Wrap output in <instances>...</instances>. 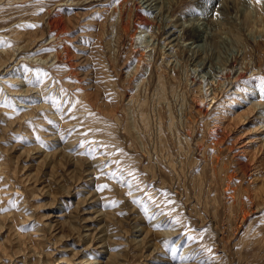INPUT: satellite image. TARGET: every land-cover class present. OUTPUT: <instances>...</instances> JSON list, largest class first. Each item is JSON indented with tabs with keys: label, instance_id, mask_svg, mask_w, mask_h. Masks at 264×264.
<instances>
[{
	"label": "rangeland",
	"instance_id": "374dc122",
	"mask_svg": "<svg viewBox=\"0 0 264 264\" xmlns=\"http://www.w3.org/2000/svg\"><path fill=\"white\" fill-rule=\"evenodd\" d=\"M263 186L264 0H0V264H264Z\"/></svg>",
	"mask_w": 264,
	"mask_h": 264
},
{
	"label": "bare ground",
	"instance_id": "6f19581e",
	"mask_svg": "<svg viewBox=\"0 0 264 264\" xmlns=\"http://www.w3.org/2000/svg\"><path fill=\"white\" fill-rule=\"evenodd\" d=\"M204 100V99H203ZM255 105V108H257V107H260V106H258V105H260L259 103H255L254 104ZM245 117V119L247 118V119H249V116H244ZM262 118V117H261ZM259 123V122H258ZM219 136V135H218ZM215 139V138H214ZM215 141V140H214ZM218 142V141H217ZM221 142V141H220ZM262 190L264 191V186L262 187ZM263 193V192H262ZM254 196V195H253ZM245 198V197H244ZM250 198V197H249ZM248 199V198H247ZM252 199V198H251ZM253 200V199H252ZM249 201H250V199H249ZM254 203V202H253ZM259 208V207H258ZM252 211V210H251ZM250 212V211H249ZM253 212V211H252ZM248 213V212H247ZM248 215V214H247ZM96 238V237H95ZM104 241V240H103ZM97 263V262H96ZM91 264V263H90Z\"/></svg>",
	"mask_w": 264,
	"mask_h": 264
},
{
	"label": "snow or ice",
	"instance_id": "6c2138e0",
	"mask_svg": "<svg viewBox=\"0 0 264 264\" xmlns=\"http://www.w3.org/2000/svg\"><path fill=\"white\" fill-rule=\"evenodd\" d=\"M257 2L259 3L260 0H257ZM30 27H34V25H30ZM103 187H107V185H103V186H101V188H103Z\"/></svg>",
	"mask_w": 264,
	"mask_h": 264
}]
</instances>
